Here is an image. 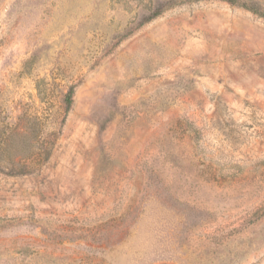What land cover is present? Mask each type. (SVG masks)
<instances>
[{
    "label": "rangeland",
    "instance_id": "rangeland-1",
    "mask_svg": "<svg viewBox=\"0 0 264 264\" xmlns=\"http://www.w3.org/2000/svg\"><path fill=\"white\" fill-rule=\"evenodd\" d=\"M233 2L0 0V264H264V0Z\"/></svg>",
    "mask_w": 264,
    "mask_h": 264
},
{
    "label": "trees",
    "instance_id": "trees-1",
    "mask_svg": "<svg viewBox=\"0 0 264 264\" xmlns=\"http://www.w3.org/2000/svg\"><path fill=\"white\" fill-rule=\"evenodd\" d=\"M227 1L229 3H234L233 2L234 0H227ZM241 7H243L245 9L251 11L253 14H255V15L261 17V18H264V12H260L256 8H254V7L248 6L246 4H241ZM161 11L162 10H158V11L154 12L152 15H150L148 18H146L144 21H142L141 24H143L144 22H148L151 19L157 17L161 13ZM71 95H72V89L69 90L68 94L65 97L66 109H68L69 106H70V104H71ZM47 158H48V153L45 155V158L43 159L42 162H45L47 160ZM22 173H26V172H22Z\"/></svg>",
    "mask_w": 264,
    "mask_h": 264
}]
</instances>
